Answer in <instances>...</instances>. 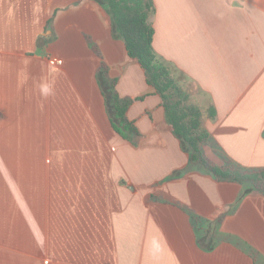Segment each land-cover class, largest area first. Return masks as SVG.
<instances>
[{"label":"crops","instance_id":"1","mask_svg":"<svg viewBox=\"0 0 264 264\" xmlns=\"http://www.w3.org/2000/svg\"><path fill=\"white\" fill-rule=\"evenodd\" d=\"M153 1L154 50L203 111L205 154L264 169V0ZM0 264H264V196L190 164L98 0H0Z\"/></svg>","mask_w":264,"mask_h":264},{"label":"trees","instance_id":"2","mask_svg":"<svg viewBox=\"0 0 264 264\" xmlns=\"http://www.w3.org/2000/svg\"><path fill=\"white\" fill-rule=\"evenodd\" d=\"M98 1L110 13L114 32L124 41L128 56L141 66L148 85L161 97L166 121L172 133L180 140L182 150L189 156L190 164L204 169L219 182L250 184L264 196V169L246 170L229 160L218 165L205 154L204 148L213 145V140L203 124V111L191 102L190 93L175 79L172 70L160 60L154 50V29L151 22L155 13L154 1ZM115 82L109 83L106 93L112 124L120 135L135 145L140 133L127 117L132 100L118 95ZM208 113L214 116L213 109H208ZM176 176L177 173L172 177ZM224 215L225 210L221 209L209 219L221 221ZM192 219L197 220L198 217L192 216Z\"/></svg>","mask_w":264,"mask_h":264},{"label":"clouds","instance_id":"3","mask_svg":"<svg viewBox=\"0 0 264 264\" xmlns=\"http://www.w3.org/2000/svg\"><path fill=\"white\" fill-rule=\"evenodd\" d=\"M42 94L48 96L52 94L53 88L51 84H44L41 86Z\"/></svg>","mask_w":264,"mask_h":264},{"label":"built area","instance_id":"4","mask_svg":"<svg viewBox=\"0 0 264 264\" xmlns=\"http://www.w3.org/2000/svg\"><path fill=\"white\" fill-rule=\"evenodd\" d=\"M51 61L54 62L55 64L62 65L63 61L59 58H51Z\"/></svg>","mask_w":264,"mask_h":264},{"label":"rangeland","instance_id":"5","mask_svg":"<svg viewBox=\"0 0 264 264\" xmlns=\"http://www.w3.org/2000/svg\"><path fill=\"white\" fill-rule=\"evenodd\" d=\"M191 90L194 91L195 89L192 87Z\"/></svg>","mask_w":264,"mask_h":264}]
</instances>
